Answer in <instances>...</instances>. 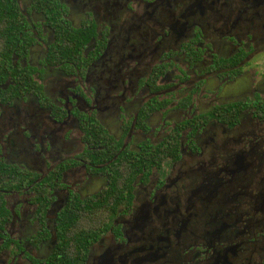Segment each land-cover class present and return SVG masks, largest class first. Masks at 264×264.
Segmentation results:
<instances>
[{"label": "flooded vegetation", "instance_id": "obj_1", "mask_svg": "<svg viewBox=\"0 0 264 264\" xmlns=\"http://www.w3.org/2000/svg\"><path fill=\"white\" fill-rule=\"evenodd\" d=\"M0 264H264V0H0Z\"/></svg>", "mask_w": 264, "mask_h": 264}, {"label": "trees", "instance_id": "obj_2", "mask_svg": "<svg viewBox=\"0 0 264 264\" xmlns=\"http://www.w3.org/2000/svg\"><path fill=\"white\" fill-rule=\"evenodd\" d=\"M64 46H65V43H62L59 48H64ZM63 52H65V51H63Z\"/></svg>", "mask_w": 264, "mask_h": 264}]
</instances>
